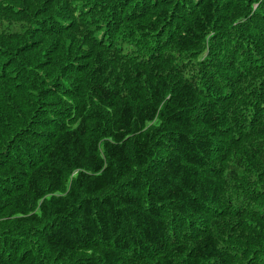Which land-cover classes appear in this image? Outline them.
<instances>
[{"label": "trees", "instance_id": "trees-1", "mask_svg": "<svg viewBox=\"0 0 264 264\" xmlns=\"http://www.w3.org/2000/svg\"><path fill=\"white\" fill-rule=\"evenodd\" d=\"M0 264H264V0H0Z\"/></svg>", "mask_w": 264, "mask_h": 264}, {"label": "bare ground", "instance_id": "bare-ground-1", "mask_svg": "<svg viewBox=\"0 0 264 264\" xmlns=\"http://www.w3.org/2000/svg\"><path fill=\"white\" fill-rule=\"evenodd\" d=\"M157 24H158V22H157ZM160 24V23H159Z\"/></svg>", "mask_w": 264, "mask_h": 264}]
</instances>
